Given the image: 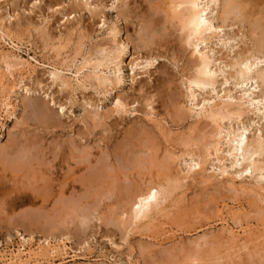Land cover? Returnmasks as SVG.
Segmentation results:
<instances>
[{
	"label": "rangeland",
	"instance_id": "rangeland-1",
	"mask_svg": "<svg viewBox=\"0 0 264 264\" xmlns=\"http://www.w3.org/2000/svg\"><path fill=\"white\" fill-rule=\"evenodd\" d=\"M113 1L88 0L91 7L85 9L82 6L84 0H0V18H5L4 7L7 6L13 19H11L10 24L7 22L5 26L11 25L13 29L12 38L15 39L14 41L20 48L17 52L11 49L6 41L0 40V56L2 57L7 53L19 54L23 59L28 60L32 57L37 62H34V59H29L33 68L28 67L26 71H22L23 78H26L23 80V86L30 89V93L25 94L24 91L17 89L12 95L13 100L11 102L13 101L12 104L15 106V117L9 116L11 115L10 110L9 112L0 110V146H7L12 138H17L21 142L20 145H25L31 141V137L33 140L37 137V140L41 141L39 143L40 148L42 147L40 149L41 162H44L41 164L42 166L40 165L39 171L22 172L17 177L10 172H4L3 175L0 173V253L9 255L10 252L16 253V249L21 250L19 235H22L32 237L33 241L30 246L32 249H35L38 241L44 238H48L50 243H54L55 240H62L66 245L67 253L62 264H192L189 258L190 255L194 254L195 247L191 242L208 231L212 237L214 236L213 239L215 237L217 239L212 241L209 246L204 247L206 252H201L199 256L201 264H264V235L262 236L264 233V205L251 203L250 198L248 199V196L245 197V195L234 197L225 192L216 195L212 191L213 186L211 188L210 185L206 187L207 189L205 187L203 189L196 183L188 182L187 188H184L185 191L183 190L184 195H181L179 191L174 193L171 204L175 206L169 205L171 208L168 206L164 213L165 216H159L157 221L151 223L152 225L150 224L151 226L140 225L141 227L138 228L139 230H135V233L131 232L125 236L126 232L123 228L127 227V221L121 222L120 215L123 211L128 212L127 200L131 198L132 192L137 186H142L143 183L157 182L163 177L161 175L158 177V170H160L157 165L158 161L153 167L145 163L141 165L142 167L145 166L146 171L134 163L133 159L137 158L134 151L145 147V145L142 147L140 145L144 144L146 141L144 139L149 138L153 148L157 151L155 152L160 158L159 160L162 159L161 156L164 157L167 151L179 153L180 150H184V147L183 145L178 146L180 143L175 136L183 135L184 132L189 134L190 131L187 130L192 122H195L194 119L188 117L184 122L183 120L178 121L172 116L176 107L180 106L184 111L188 108L185 98L186 91L181 84V72L192 57L190 56V49H186L184 45L179 43V33L169 27V30L164 32L165 40L163 38L162 42L165 44L163 46L162 43V48L156 47L151 52L148 49H140L138 36L143 24L141 20L145 16L146 18L152 16L153 12L155 13V6L149 4L151 0H119V3H115L116 9H111ZM260 2L257 8L264 11V0ZM260 5L263 9L260 8ZM97 6L100 7L97 8ZM112 27L118 32L115 38L107 36V29ZM247 32V26L244 30H241L238 25L228 27L223 32H216L220 36L223 35L224 38L222 37L220 41L212 39L211 44L201 45V49L206 52L208 49H213L215 58L221 59V62H230L231 58L236 57L235 54H239L252 46L250 40L246 39L248 38ZM242 33L247 37H243ZM229 35L235 36V40L227 43L226 38ZM121 43L128 46L127 54H121L123 84L118 89L113 90L110 95L104 97L100 93L102 90L92 87L93 90L89 85H86L85 89H78L74 86L75 90L73 88L60 89L57 84L53 85L48 74L52 67L64 68L62 69L64 74L69 75L65 70L66 64L72 61L77 54L76 51L79 55L77 54L75 64L78 65L83 56V58L90 57L93 61L98 57L100 59L101 48L107 49L115 46V48L120 49ZM60 45L61 48H59ZM63 45L65 46L63 47ZM164 50L166 54H163ZM158 52L163 57L158 58L152 67L131 71L133 60L138 58V62L141 63L147 60L151 53L155 55ZM175 52L176 57H181L176 67L170 58ZM1 60L0 68L4 70L3 65L1 66ZM66 61L68 62L66 63ZM260 67L264 68V64ZM71 70L75 71L74 67ZM224 70L226 72L233 71L229 68L228 71ZM27 71L31 72L28 73ZM148 71L149 74H147ZM0 73L4 74L5 71H0ZM133 77L134 80L132 81ZM220 83L221 78L219 77L218 86H215L219 95H223L224 90H227L231 91L234 97H240L245 90L244 88H233L232 81L226 85H220ZM139 88H142L143 91H139ZM261 88L256 90L255 95L261 92ZM198 92L204 94L205 97H215V93H212L210 89ZM146 93L155 96L153 97V100H156L154 106H157L158 100L165 104L161 110L162 116L156 120L165 121L161 122L163 123L162 128H165L164 132L167 133L166 135L168 138L170 137V140L162 137L161 131L156 129L155 124L149 121L146 116L149 108L145 107L146 103L142 100V96H148ZM117 97H122L129 104L130 113L120 117L110 116L98 124L94 123L92 119L94 113L97 112L101 117L109 113ZM52 102L55 105H52ZM84 102H88V106H84ZM60 107L64 108L63 113H61ZM168 112L171 115L167 114ZM256 116L261 117V120L259 121ZM262 117L261 114L252 115L248 113L244 115V122L248 119L255 122L248 136H251L257 127L264 132V119ZM48 122H50L49 126L45 127ZM204 122L194 124L196 127L193 134L191 133L192 136L196 137L210 130V127H207L206 122ZM25 132H28L29 135H26ZM141 138H144L143 141ZM73 144L75 146L81 144L80 146L89 147V150L92 148V150H88L92 156L89 155L90 157L88 156L84 160L80 153L72 149ZM199 148L202 149L200 146L197 149ZM145 149L142 148L141 150ZM32 151L34 152V150ZM78 156L81 159H78ZM107 156L111 157L108 158ZM142 156L139 157L142 158ZM107 159H109L108 162ZM81 161L86 163L83 165ZM38 166H35L34 170H38ZM93 166L96 167L95 171ZM99 167L103 169L98 170ZM123 167L127 168V171L121 170ZM88 168L91 169L90 175L96 170L100 172V170L105 171V169H110V172L113 171V173H110L106 179H98L89 175L86 177ZM33 174L35 176L32 179ZM25 175L28 177L24 179L23 176ZM84 178L93 179L84 181L86 180ZM219 181L221 180L213 181L211 185H216V182ZM22 195L30 196L33 204L29 202L18 203L17 200L22 198ZM176 195H179V198ZM40 196L45 198L44 202ZM204 196L205 198H203ZM71 197L74 199L72 200ZM78 201L80 202L78 203ZM236 209L239 210V214ZM85 210L88 215L90 213L92 216H98L101 220L95 218L91 219L87 225L83 224L80 213H84ZM259 212L262 214L259 215ZM233 215L235 218L239 216L236 219L239 218L238 220L243 223V228L246 226L245 229L250 233L248 237H245V240L250 243L252 239L256 238L248 244L249 253L242 250L236 254L238 257L234 256L235 254L232 252L234 249L228 245L227 233L224 231V227H232L236 230V226L230 221ZM220 218L228 219V226L220 225ZM119 219L120 221H118ZM149 226L150 228H148ZM259 233L261 234L259 235ZM221 235L224 236L222 238L226 242H222ZM80 245L84 246L82 251L78 250ZM74 254L77 257L71 258ZM50 262L60 264L57 259ZM0 263L3 264L2 260Z\"/></svg>",
	"mask_w": 264,
	"mask_h": 264
},
{
	"label": "bare ground",
	"instance_id": "bare-ground-1",
	"mask_svg": "<svg viewBox=\"0 0 264 264\" xmlns=\"http://www.w3.org/2000/svg\"><path fill=\"white\" fill-rule=\"evenodd\" d=\"M260 1L261 0H151L149 4L155 6V13L153 12L152 16H147V18L145 16L141 20L143 24L140 22L139 19L140 25L142 24V26L140 27L139 36L138 35L136 36L139 37L138 43L140 49H148L149 52H151L153 49L155 50L156 47H161L162 43L164 46L165 42H162L163 41L162 39L164 38L165 36L164 32L168 29V27L174 30L175 32H178L179 43L184 45L186 49L188 50L190 49V56L192 57V59L191 60L189 59L190 61H188L186 66L183 67L181 72L182 73L181 84L186 91L185 98L188 103V108L186 109V111H184L182 107L180 106L176 107L172 116H174L175 120L178 121L183 120L184 122L188 117L194 119L195 122H192L191 126L187 130L190 131L189 134H186L184 132L185 134L183 133V135L182 134L181 135L175 134L176 136L174 135L175 138L176 137L178 138L177 140L180 143V144L178 143L179 144L178 146L183 145L184 147V150L183 149L180 150L179 153L167 151L164 157L160 155L162 159L159 160L160 158L157 157L156 155L157 151L156 149L153 148L154 146H152V142L149 138L148 139L143 138L146 141H144V144L140 145L141 147L145 145V147H142L143 149L146 148L145 150H141L142 148L140 149L138 147L140 150L134 151L136 152V156H137V158L133 159L134 163L140 166L145 163L153 167L156 161H158L157 165L158 168L160 169L158 170V175H159L158 177H160V175L163 177L161 179H158L157 182L151 181L149 183L147 182V184L143 183L142 186L140 185L137 186L136 189L132 192L131 198L127 200L128 201L127 203L129 204L128 212L125 209L126 212L123 211L120 215L121 222L123 221L124 223L125 221H127L126 222L127 225L125 224L127 227L123 228L125 229L126 232L125 236L137 230L139 227H141L140 225L147 226L153 223L154 221H157V218L159 216L164 215V213L167 211L168 206L172 205L171 200L172 197H174L173 195L176 191H179L181 195H184V191H185L184 188H187L186 184L188 182L196 183L199 186L203 187V189H205L209 185L210 187L213 186L212 191L215 192L216 195L218 193L220 195L224 192L234 197L238 195L240 196L245 195V197L248 196V199L250 198L249 201L251 203L253 204L260 203L264 205V132L262 131L261 128L257 127L254 133L251 136H248L255 122L250 121V119L244 122V115L248 113H251L252 115L261 114L263 116L262 119H264V68L260 67L261 65L264 64V11L257 8L259 6V3H261ZM117 2L119 3V0H114L110 8L116 9L117 6L115 5V3ZM89 3L88 0H84L82 6H84L85 9H89L91 7ZM98 7L100 6H97V8ZM260 8H262V6ZM4 12H6L5 18H0V40L6 41L7 42L6 44H8V46H10L11 49H14L17 52H19L20 48L18 44L14 41L15 39L13 40L12 38L13 29L11 28V25H8L9 27L5 26L7 22H9L10 24V21L11 19H13V16L10 14V10L7 8V6L4 7ZM234 25L240 26L241 30H244V28L247 26L248 38L246 39H249L252 44L250 48L246 50L244 49V51L239 54H235L236 57L231 58L230 62H221V59L215 58L214 50L208 49L209 47L207 48L208 49L207 52L204 51V49L203 50L201 49V45L205 46L207 44H211L212 39L220 41L223 35L220 36V34H217L216 32L218 31L223 32L226 28L233 27ZM107 31H108L107 36L112 38H115L118 33L116 32L114 27L107 29ZM242 35L243 37L246 36L244 35V33H242ZM80 36L82 35L80 34ZM226 39L228 43L230 41H234L235 36L229 35ZM112 41L114 43V40ZM64 46L65 45H63V47ZM61 47L62 46L60 45L59 48ZM127 47L128 46L125 43H121L122 50H120L121 48L120 49L115 48V46L113 48L108 47L109 49L101 48L100 54L98 53L99 56H101L100 59L98 57V59L93 61L90 59V57L83 58L84 57L83 56L81 59L82 61L78 65L75 64L77 61V57L79 55L78 51H76L75 53H77L78 55L76 54L77 56L75 55L72 61L66 64L67 66L65 70L66 73H69V75L64 74L65 72H63L64 70H62L64 68H58L55 66L52 67V70H50L48 74L51 77L53 85L57 84L59 86L58 88L60 89H68V88L74 89V86L78 89H85L86 85H89L91 86V88L93 87L95 89L102 90L100 91V93H102V95L105 97L106 95H110V93L113 90L118 89L121 86V84H123L122 67H121L123 60L121 59V54H127L126 52ZM152 53L150 56H148L147 60H145L144 62L141 63L138 62L139 60L138 58H136V60H133V62L131 63V71L134 72V70L136 69L137 70L148 69L149 67H152L154 65V63L157 61L158 58L163 57V55H160L159 52L155 55L154 54L152 55ZM210 53L212 54L209 55ZM163 54H166L165 50ZM174 54H176V52L173 53L170 58H172L174 67H176L180 62L181 57L179 56L180 58H178ZM164 58H166L165 55ZM1 59H0L2 61L1 66L3 65L2 67L4 68V70L0 68V71L2 72L5 71V73L4 74L0 73V94H1L0 110L3 109L6 112L7 111L9 112L10 110L11 115L9 116L15 117L16 114L15 106L12 104L13 101L11 102V100H13L12 95L17 91V89L24 91L25 94L30 93L31 90L23 86L24 85L23 80L26 78H23L24 76H22V71H26L28 67L29 68L31 67V63L29 59L33 60L34 58L32 59L31 57L27 60V59H23L19 54L14 55L7 53L2 55ZM33 61L36 62L35 59ZM67 62L68 61H66V63ZM71 67L72 68L74 67L75 71H72ZM228 68L229 70H233V71L226 72L224 70V69L227 70ZM149 73L150 72L148 71L147 74ZM219 77L221 78L220 85H226L230 81H232L233 88L238 87L245 89L243 94L240 97H234L231 94V91L224 90V94L219 95V92H217L216 90L217 87H215L218 84ZM133 80L134 77L132 78V81ZM258 88H261L262 90H260L261 91L260 93L255 95V92ZM208 89H210L212 93H215V97L214 96L205 97L204 94H200L198 92V91H205ZM139 91L142 92L143 91L142 88H139ZM146 94L148 96H142L143 102L146 103L145 107L149 108L148 112H146V116L148 117L149 121L155 124L156 129L161 131L162 137L168 138V135H166L167 133L165 134L164 132L165 128L164 129L162 128L163 123L161 122H163L164 120L162 121L156 120L158 117L162 116L161 110L163 105L165 104H163V101L160 100L161 101L160 102L158 100L157 106H154L156 100H153V97L155 96L152 94L149 95L148 93ZM198 97L201 98L199 99ZM83 104L84 106H88L89 103L84 102ZM52 105H55V103L52 102ZM128 107L129 104L126 103V101H124L122 97H117L114 100L112 104V109L110 110L109 113L102 115L101 117L96 112L94 113L92 119L94 123L98 124L102 120H107L108 118H110V116H115V115L119 117L122 115L124 116L130 113ZM59 109L61 113H63L64 108L60 107ZM167 114L171 115L170 112H168ZM256 117L259 121L261 120L260 119L261 117L260 118L259 116ZM48 119L50 118L48 117ZM202 121L206 122L204 123L207 125V127H210V130L202 133L201 135L199 134V136L196 137L194 135L192 136L191 133L193 134L194 132L193 130L196 127L194 126V124H198ZM49 124L50 122H48L45 125V127L49 126ZM27 133L25 132L26 135H29V133L28 134ZM169 134L172 136L170 131ZM20 137L22 138L23 136ZM31 138H30L31 141L25 145H20L21 142H19L17 138H12L11 141H9L10 143L8 142L9 144L7 146H0V173H2V175L4 172H10L11 174L16 175L17 177V175L22 174V172L28 173L30 171H39L40 165L44 163L41 162L42 154L40 153V149L42 147L40 148V144H39L41 143V141H39V139L37 140V137L35 140H33V137ZM80 145L79 146L74 145L72 149H75L74 151L80 153L82 155V158H84L85 160L88 158L89 155H91L89 151L92 150V148H90L89 150V147H87L88 148L87 149L86 146H80ZM199 146L202 147V149L200 148L197 149ZM32 150H34V152ZM140 155L143 156L145 155V157L142 156L141 158L139 157ZM107 157L110 158L111 156L110 157L107 156ZM79 158L80 157L78 156V159ZM103 159H106V157H103ZM103 159L100 160L102 161ZM108 160L109 159H107V162ZM81 162L83 163V161ZM81 162L79 163L82 164ZM76 163H78V161ZM85 163H83V165ZM173 165L174 167L176 166L177 170H175L176 168H174ZM35 166L36 167L38 166V170H34L36 168ZM102 166L104 167V165ZM95 168L96 167L93 168L94 171ZM101 168L102 167H99L97 169L99 170ZM123 168L121 170L127 171V168L125 167ZM142 168L143 170L146 171L145 166H143ZM173 168L175 171L171 170ZM90 170L91 169H89V171L87 172L86 177L87 175H89V176H94L95 178L98 179H103V178L106 179L110 176V173H113V171L110 172L111 171L110 169H105V171L100 170V172L96 170V172L98 171L97 173L95 172L90 175ZM147 172L149 171L147 170ZM34 176L35 174H33L32 179ZM27 177L26 175L23 176L24 179ZM87 179L92 180L93 178L91 179L87 178ZM87 179L84 181H88ZM217 180H221V181L216 182L217 183L216 185H211L213 181H217ZM203 195L209 196L210 194L209 195L203 194ZM29 197L30 196L26 197L25 195L24 196L22 195V198L18 199L17 202L20 204L25 202H29L33 204L32 198ZM40 197L41 200L44 202L45 198H43V196ZM178 198L177 200L180 201ZM203 198H205V196ZM73 199L74 198H72V200ZM61 201L63 202V200ZM79 202L80 201H78V203ZM176 206H178V204ZM236 210L237 212L239 211L238 209ZM84 213L83 212L80 213L82 214V216L79 215L81 217L79 218L82 219L83 224L87 225L91 219H95V218H97L96 220H101L100 218H98V216L96 217L93 215L94 216L93 217L90 213L88 215V212L86 210L84 211ZM260 213L262 214V212H259V215ZM227 214L230 215L228 212ZM222 216L223 214L221 215V217ZM240 216L245 217L243 215ZM237 217L239 216H236V218ZM236 218L234 217V215L231 216L230 218V221L233 223L234 226H236V230H234L235 228L232 227L231 228L224 227L225 228L224 231L227 233L228 242H229L228 245L232 246V249H234V251H232L229 246L228 247L235 254L234 256L238 257V255L236 254L239 253L240 251L242 252V250L243 252L247 251V253H249L250 250H248L249 248L248 244H250L251 241H254L256 238L253 240L250 237V239L252 240L250 241V243L249 241L247 242L245 240V237H248L250 233L245 229L246 226L243 228V223L240 222L241 220H238L239 218L238 219ZM118 221H120V219ZM228 222H229L228 219L225 220L224 218L220 220L219 224L222 226L225 225L228 226ZM150 226L148 228H150ZM260 234L261 233H259V235ZM263 235L264 233L262 234V236ZM19 236L21 240L20 245L22 249L21 250L16 249L15 250L16 253L10 252L9 255L0 253V260H2L3 264H56L55 262H50L51 260L55 261L56 259L57 261H60V264H62L65 261V256L67 255L66 245L63 243L62 240H57V241L55 240L54 243H50L48 238H44L43 240L38 241L37 247H35V249H32V247H30L33 241L32 237H25L22 235ZM211 237L212 236L207 231L206 234H203L201 237H197V238L195 237L196 240L194 242H191L195 247L194 254L190 255L191 257L189 258L192 264H197V263L201 264L199 256L201 252L205 251L204 247L209 246L210 244H212V241L217 239L216 237L213 239L214 236L212 238ZM222 237L224 236L221 235V238ZM223 241L225 240L223 239L222 242ZM83 247L80 245L78 250L80 251ZM42 251H44V253H42ZM39 252H41V254H39ZM76 257H77L76 254L71 256V258H76Z\"/></svg>",
	"mask_w": 264,
	"mask_h": 264
}]
</instances>
